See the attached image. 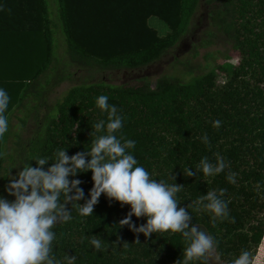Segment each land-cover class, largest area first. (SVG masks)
I'll return each mask as SVG.
<instances>
[{
	"label": "trees",
	"instance_id": "16d2710c",
	"mask_svg": "<svg viewBox=\"0 0 264 264\" xmlns=\"http://www.w3.org/2000/svg\"><path fill=\"white\" fill-rule=\"evenodd\" d=\"M204 1L211 5V26L230 43L228 56L234 61L228 66L217 64L185 81L166 75L153 84L87 80L50 102L46 91L67 75V65L105 72L157 60L185 32L199 0H55L56 20L54 11L50 19L46 0H0V89L10 97L4 113L8 130L0 137V197L15 199L5 191L9 172L15 176L23 166L36 167L39 158L50 159L43 166L47 170L58 149L66 148L71 156L107 135L108 113L96 104L106 95L123 118L114 135L136 142L126 152L151 179L183 185L175 197L178 206L187 207L191 223L214 238L219 263L232 264L244 250L253 257L264 232V0ZM150 16L165 23L164 35L147 24ZM55 27L62 35L61 58L53 44ZM100 120L105 130L96 133L93 125ZM217 120L218 128L213 126ZM203 157L213 166L223 158L228 166L205 176L197 169ZM185 168L196 176H185ZM231 173L235 183L227 179ZM72 179L82 181L83 204L90 198L92 172H78ZM220 189L226 190L223 196ZM209 191L227 202L228 216L217 217L215 225L213 213L196 203ZM67 207L72 219L51 229V255L60 264H67L68 255L75 256L73 264L183 262L188 243L181 233L146 238L120 227L130 205L122 207L102 193L90 216L79 214L78 202ZM132 222L139 227L146 217L133 215ZM93 238L102 239L103 250L94 248Z\"/></svg>",
	"mask_w": 264,
	"mask_h": 264
},
{
	"label": "clouds",
	"instance_id": "9594fccd",
	"mask_svg": "<svg viewBox=\"0 0 264 264\" xmlns=\"http://www.w3.org/2000/svg\"><path fill=\"white\" fill-rule=\"evenodd\" d=\"M9 100L6 91L0 89V137L8 130L4 113ZM96 104L108 113L107 135L97 136L90 150L78 151L69 156L66 148L58 149L54 163L47 170L43 166L50 159L39 158L35 159L36 167L29 164L23 166L15 176L9 172L5 191L15 199L9 201L0 197V264H60L51 255L55 239L51 229L57 223L72 219L67 205L73 202H78L81 216L92 215L102 193L110 201H119L122 207L130 205V211L119 221L120 227L127 225L134 233H143L146 238H150L153 233H181L188 243L183 251L182 264L198 260H204L206 264L215 250L216 242L211 235L191 223L192 217L187 207L178 206L175 197L183 185H168L151 179L145 168L136 166V158L126 152V149L134 148L136 142L114 135L123 127V118L117 114L116 106L108 104L106 95L99 96ZM220 124L218 120L213 122L217 128ZM93 128L96 133L103 132L105 121L100 120ZM202 139L204 143H209L207 135ZM86 157L90 159L86 160ZM227 166L223 158H218L216 166H213L207 157H203L197 169H202L205 176H211L222 172ZM88 170L92 172L93 187L89 191L90 198L80 204L79 201L85 199L83 189L78 187L82 181L69 180V176L75 177L78 172ZM183 173L187 177L196 176V171L190 168H185ZM227 179L235 183V173L229 174ZM225 191L220 189V196ZM196 203L198 208L202 205L213 213V225L217 217L228 216L227 202L221 200L215 191L199 197ZM133 215L137 218L146 217V223L136 227L132 222ZM232 222H235L234 218ZM136 241L139 242L138 237ZM90 243L97 251L103 250L102 239L93 238ZM66 260L67 264H73L75 256L68 255ZM232 264H253L251 253L242 251Z\"/></svg>",
	"mask_w": 264,
	"mask_h": 264
},
{
	"label": "rangeland",
	"instance_id": "374dc122",
	"mask_svg": "<svg viewBox=\"0 0 264 264\" xmlns=\"http://www.w3.org/2000/svg\"><path fill=\"white\" fill-rule=\"evenodd\" d=\"M46 2L50 19H54L55 15L56 20L55 0H46ZM210 8V4L204 0H199L185 32L179 37L176 43L157 60L144 66L134 69L99 72L83 67L76 68L73 65H67L65 67V73L67 75L62 80L50 86L46 91L47 100L52 102L60 98L70 85L87 80L102 78L111 84H136L142 79H145L153 84L158 76L166 75L185 81L193 74L204 72L217 64L228 66L229 63L234 61L233 57L228 56L230 43L211 26L209 22ZM50 10L52 11V16ZM146 22L159 36L164 35L168 31L165 23L157 17H148ZM54 29L53 44L55 45V52L61 58L63 53L62 35L60 36L59 27L57 29L55 27ZM219 79L222 78L219 77ZM35 112L41 114L42 110L38 109ZM16 120V118L10 117L11 123L16 122ZM17 123L19 122L17 121ZM252 258L253 264H264V232L261 242L256 249V253ZM207 264H220L214 252L208 257Z\"/></svg>",
	"mask_w": 264,
	"mask_h": 264
},
{
	"label": "crops",
	"instance_id": "0c3cea01",
	"mask_svg": "<svg viewBox=\"0 0 264 264\" xmlns=\"http://www.w3.org/2000/svg\"><path fill=\"white\" fill-rule=\"evenodd\" d=\"M151 17V16H150Z\"/></svg>",
	"mask_w": 264,
	"mask_h": 264
}]
</instances>
